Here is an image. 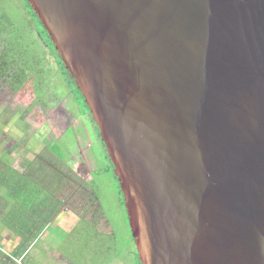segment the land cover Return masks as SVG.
<instances>
[{
    "label": "water",
    "instance_id": "1",
    "mask_svg": "<svg viewBox=\"0 0 264 264\" xmlns=\"http://www.w3.org/2000/svg\"><path fill=\"white\" fill-rule=\"evenodd\" d=\"M97 127L141 264H264V0H28Z\"/></svg>",
    "mask_w": 264,
    "mask_h": 264
},
{
    "label": "rangeland",
    "instance_id": "2",
    "mask_svg": "<svg viewBox=\"0 0 264 264\" xmlns=\"http://www.w3.org/2000/svg\"><path fill=\"white\" fill-rule=\"evenodd\" d=\"M0 7L14 27L25 26L21 34L28 43L25 45L26 55L38 53L44 56L49 53L39 42L35 24L24 9V0H0ZM25 22L28 24L25 25ZM5 36L0 34V106L25 104L28 106L24 115L26 120L33 126L47 124L51 128L49 139L58 141L53 148H60L65 156L62 163L56 160L64 166L65 173L57 177V181L60 185L64 180L68 181L69 190L64 198L68 212L78 218L101 219V226L85 223L80 227L84 241L82 260L75 253L74 258H77L78 264H137V251L121 202L119 185L113 173L108 172L110 162L89 113L84 114L87 108H82L75 100L59 68H54L53 62L46 59L41 63L42 67L54 68L49 73V80L35 81L31 77L23 88L18 89V78H23L20 61L16 60L12 71L9 67L13 61L7 58L11 51L13 57L18 47L9 45ZM6 67L8 71L5 75ZM37 144L30 147L36 149ZM50 151L59 156L54 150ZM24 184L31 185L27 181Z\"/></svg>",
    "mask_w": 264,
    "mask_h": 264
},
{
    "label": "crops",
    "instance_id": "3",
    "mask_svg": "<svg viewBox=\"0 0 264 264\" xmlns=\"http://www.w3.org/2000/svg\"><path fill=\"white\" fill-rule=\"evenodd\" d=\"M27 111L21 103L0 106V264H78L73 254H83L80 227L101 226V219L68 212V181H57L65 175L64 153L50 151L58 142L49 139L51 128L33 126Z\"/></svg>",
    "mask_w": 264,
    "mask_h": 264
},
{
    "label": "trees",
    "instance_id": "4",
    "mask_svg": "<svg viewBox=\"0 0 264 264\" xmlns=\"http://www.w3.org/2000/svg\"><path fill=\"white\" fill-rule=\"evenodd\" d=\"M24 9H25V11L28 12L31 20L35 24V29H36V32H37V36L40 39L39 42H41L42 45H44V47L47 49V51H49V53L45 54L44 56H42V54H38V53L36 55H34V56H32V55L30 56L28 54L26 55V53L24 51H25V45H28V43H26L25 39L22 38L23 28L25 26L14 27L9 22L8 17L6 15H4V11L3 12L0 11V18L2 20V23L0 24V34H2V36L6 35L5 37H7V41L10 42L9 45L13 44L16 47H18L17 48L18 49L17 53H15L13 55V57L11 55L12 51L10 53V56L7 57V58H9V61H13L12 65H10L11 63H9V65H10L9 69H13L16 66V63H15L16 60L19 59V61H20L19 68H20V72L23 75V78L22 79L19 78L18 80L20 81L21 85L24 86L27 82H29L32 79L31 77H33L35 79V81H37V80L40 81V79L45 81L46 78H47L46 81H48L49 80V73L51 72V70L54 69L55 67H58L60 74H62V76L67 79L68 85H69V89L71 90V94L74 96L75 100H77L79 102V104H80V106L82 108L83 107L87 108L86 110H84V114H88L89 113V116L92 119L91 114L89 112V107L86 104L85 99H84L81 91L78 89L77 84H75V82L72 79L70 73L68 72L65 63L63 62L62 57L60 56V54L58 52L55 51V47L51 43V39H50L48 33L44 29L43 25L41 24L40 20L38 19L37 15L35 14V12L32 10L31 5L29 4L28 0H24ZM0 10H2V7H0ZM27 24L28 23L25 22V25H27ZM27 41H28V39H27ZM5 44L6 43H4V45ZM2 56H3V54H2ZM45 59L48 60L49 62L50 61L53 62L54 68H52V67L43 68L41 63ZM4 69H5L4 73L6 75V73L8 71L7 67L4 68ZM36 77H38V78H36ZM92 121H93V119H92ZM93 124H94V121H93ZM96 130H97V133H98L99 138H100V134H99V131H98L97 127H96ZM102 144H103V142H102ZM103 146H104V144H103ZM104 148H105V146H104ZM53 150L56 153H59V154L61 153V149L60 148H57V149L53 148ZM105 151H106V148H105ZM106 156H107V158L109 160V157L107 155V151H106ZM109 162H110V166L108 168V170H109L108 172H112L113 173L114 178L116 179V181H117V183L119 185L120 193H121V196H122L121 197V202L123 204V207L125 208V201H124L123 192H122V190L120 188V184L118 182V179L116 178V176L114 174L113 165H112L110 160H109ZM125 211H126V208H125ZM126 214H127V212H126ZM127 218H128V216H127ZM127 221H128V219H127ZM132 241L134 242L133 237H132ZM136 258H137L136 259L137 260V264H141L137 252H136Z\"/></svg>",
    "mask_w": 264,
    "mask_h": 264
}]
</instances>
